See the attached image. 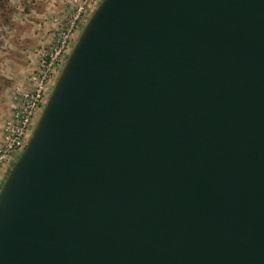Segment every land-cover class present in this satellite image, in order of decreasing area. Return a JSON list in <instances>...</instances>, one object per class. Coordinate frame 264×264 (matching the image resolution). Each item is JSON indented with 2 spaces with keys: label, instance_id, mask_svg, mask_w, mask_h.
I'll list each match as a JSON object with an SVG mask.
<instances>
[{
  "label": "water",
  "instance_id": "95a60500",
  "mask_svg": "<svg viewBox=\"0 0 264 264\" xmlns=\"http://www.w3.org/2000/svg\"><path fill=\"white\" fill-rule=\"evenodd\" d=\"M0 264H264V0H100L0 184Z\"/></svg>",
  "mask_w": 264,
  "mask_h": 264
},
{
  "label": "rangeland",
  "instance_id": "374dc122",
  "mask_svg": "<svg viewBox=\"0 0 264 264\" xmlns=\"http://www.w3.org/2000/svg\"><path fill=\"white\" fill-rule=\"evenodd\" d=\"M76 2L77 0H0V63H4L9 50H15L16 48L19 50V48L23 49L30 44H35V36L37 40H40L41 44H44L43 48L51 46L57 37V28H59L60 24L69 17L70 13L74 14L77 4ZM83 25L84 24L82 23L77 24L68 42L69 48L72 47ZM48 36H51V39L49 43H46ZM66 57L67 55L65 56V59ZM20 59L21 57L19 60ZM62 65L57 68L52 83L48 86L45 94V100L49 95ZM5 81L6 79L0 73V134H2L1 122L3 123L5 117L7 116L5 113L7 110L5 87H7L8 84H5ZM42 107L43 105L41 106V109ZM33 125L34 124L30 127V132ZM20 152L21 151L13 152L12 156L14 159L1 166L0 172L4 171L2 177H0V184L9 167Z\"/></svg>",
  "mask_w": 264,
  "mask_h": 264
},
{
  "label": "built area",
  "instance_id": "2783aa9c",
  "mask_svg": "<svg viewBox=\"0 0 264 264\" xmlns=\"http://www.w3.org/2000/svg\"><path fill=\"white\" fill-rule=\"evenodd\" d=\"M76 1V0H73ZM99 0H77L74 14L69 15L57 28L54 43L40 51L38 67L29 78L31 89L23 94L19 104L11 106L2 123L0 137V168L11 162L13 152L21 151L29 137L30 127L39 116L45 94L53 75L60 67L70 48L68 42L78 23L84 24Z\"/></svg>",
  "mask_w": 264,
  "mask_h": 264
},
{
  "label": "crops",
  "instance_id": "0c3cea01",
  "mask_svg": "<svg viewBox=\"0 0 264 264\" xmlns=\"http://www.w3.org/2000/svg\"><path fill=\"white\" fill-rule=\"evenodd\" d=\"M47 39L46 43H49L51 36H48ZM34 43L35 44H30L23 49L19 48V50H17L16 48L15 50H9L4 63H0V73L6 79L5 84H8L7 87H5L6 115L11 106L19 104L23 100V94L31 89L32 83L29 78L32 72L38 67L39 52L43 49L44 45L41 44L40 40L36 39V36L34 37ZM20 57L21 59L19 60ZM3 171L0 172V177H2Z\"/></svg>",
  "mask_w": 264,
  "mask_h": 264
}]
</instances>
